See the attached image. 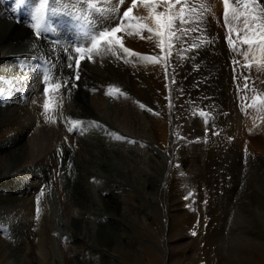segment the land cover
Wrapping results in <instances>:
<instances>
[{
  "label": "bare ground",
  "instance_id": "6f19581e",
  "mask_svg": "<svg viewBox=\"0 0 264 264\" xmlns=\"http://www.w3.org/2000/svg\"><path fill=\"white\" fill-rule=\"evenodd\" d=\"M119 1L98 0L97 4L103 9L115 8V11L110 14L103 12L101 15L95 12L90 13L95 22L96 31L114 26L120 13L127 8L131 0H124L125 6L118 7ZM36 2L37 0H23V3H21V0H0V264H9V261L5 259V244L3 243L5 234L10 238L7 240L11 244L14 243L13 251L21 257V264H46L52 261L45 249V243L48 241L47 238L53 226L51 214L49 215L50 209L45 206V211L42 210L45 214L40 216L37 214L38 211L36 212L37 215L33 211L36 207L35 199L38 198L40 201L44 199L42 197L40 199L39 195L41 186L48 185L49 181H51L52 186L55 184L57 187L56 192L60 198L59 202H61L60 209L65 216V220L67 222L72 220L76 224L78 217L71 216V214L76 213L74 211L76 209H73V207L72 210L70 209L72 203H68L64 193L60 190V169L55 160L56 156L71 161L69 170L71 181H73L72 176L76 172L75 195L78 192L75 196L76 206L79 207L78 209L84 210V213L80 214L83 217L78 220V223L88 228L82 230L80 234H75V232L70 234L68 231L64 234L67 238L61 235L60 239L63 241L61 250H64L65 253L63 264H73V257L78 255L74 246L82 248V254L79 256L82 257L83 264H116L114 262L118 261L120 257L126 258L128 252L132 251L135 244H137L135 238L128 234L131 225L135 224L130 214L143 213L145 211L144 204L150 205L151 203L144 196L146 190L143 188L144 186L140 188L133 178L131 180L133 183L130 179L126 180V175L122 176V174H125L124 171L117 170L113 165L126 167L130 163L134 164L136 169H132L130 173L135 178L139 175L136 170L146 163V160H151V162L157 164L159 157V148H157L159 143L157 141L161 139V136L165 137L164 132L167 133L168 128L173 129L176 126L175 115L177 112L171 109L172 111L168 112L170 113L168 115L169 125L162 124L160 119L161 99L159 96L160 62L158 61L160 59L157 61L158 57L154 54L155 63L150 59H144L146 55H142L137 61L140 67L135 72L139 73L136 75L139 83L136 104L138 105L139 101H141V104L133 107L136 99L124 87V84L128 85L129 83L127 76L130 74L129 63L132 58L127 60L129 53H124L123 49L114 42L103 43L99 47V51L94 53L93 61H83L79 69L80 79L78 82H73L74 73L72 68H69L71 62L67 53V43L62 41L66 31L71 30L70 24L62 16H57L53 21V33L61 39L59 45L48 43L42 38L35 39L33 31L37 30V25L30 22V12L28 10H31ZM82 3L87 2L86 0H51V6L59 11L84 8ZM259 3H262L264 8V0H259ZM121 8L122 10L119 12ZM183 8L185 10L187 8L188 11L198 16L204 13L205 17L203 19L206 20H201L202 24H211L210 26H212L211 29L210 27H203L207 30V34L212 36V45H207V49L204 48L200 52L205 59H208L205 67H201V70L213 75L215 70L209 68L218 59H220L219 65H224L226 68L227 64L228 68H231V66L233 68L236 57L229 52L225 40L222 42L218 32L220 30V20L225 19L220 16L218 1L199 0L196 4L184 3ZM255 8L258 19L255 22L249 20L251 31L247 33L245 32L243 15L245 9L242 3H237L234 0L232 8L226 16L228 18L232 13L238 16V32L241 40L245 35L251 36L250 33H255L258 29L257 25L262 22L261 11L258 10L256 5ZM164 11H167V9L162 3L153 9L151 4L139 2L131 14L132 19L123 22V29L117 35L122 40L124 47L140 49L137 39H140L138 38L140 33L146 31L139 29L136 25L129 27L135 16L140 19L138 24L155 29L153 12ZM189 20L191 26H194L195 18ZM207 20L210 22H207ZM196 23L199 24L198 21ZM57 27H62L64 32L58 33ZM203 28L200 29L205 32ZM148 41L157 46L160 38L153 34ZM39 63L46 65L52 71L53 78L51 80H54V85H62L59 89H52L50 106L47 110L44 108L43 87L40 84L41 72L37 69ZM216 79H223L224 82H228L227 75ZM262 79H264L263 76L260 80L262 81ZM219 80L218 82H221ZM190 81L191 79L185 81L187 86L190 85ZM144 85H146V88L140 89ZM106 98L109 103L106 102ZM141 105L144 107H141ZM147 106L150 107L152 112L150 127L147 128L151 131L150 137L145 136L143 133L146 126H140L139 124L140 120L144 122L145 114L143 111L147 110ZM73 121H79L80 123L74 126ZM229 121H231L230 126L232 127H235L233 126L234 123L239 122L238 119L231 118L227 122ZM188 123H192L191 120ZM237 128L239 129V127ZM138 130L141 131L138 132ZM232 134L234 135V133ZM117 136L123 137V139L118 140L116 139ZM175 143L170 141L169 144L173 154ZM147 146L151 148L150 154L142 151ZM7 154L10 156L8 160L5 157ZM243 165L242 161L236 172L239 173V176H243L244 173L248 197L253 198L254 181L257 179L249 173L250 168L245 171ZM110 170L111 172L117 170V175H120L119 177L123 181L110 180L108 178ZM128 173L126 172V174ZM141 175L147 176V173ZM164 176L166 178L164 182L169 185L171 175L166 174ZM235 182L241 186V184H245V179H242V181L236 179ZM122 191H127V193L124 194ZM129 191L136 192L137 197L132 196ZM96 196L101 197V199H96ZM178 209L175 210L174 208L175 212ZM167 210L169 213L174 212L172 209ZM91 215L94 216L95 220L86 219ZM173 217H176L178 221L177 216L173 215ZM221 218L217 219L216 226L218 227L214 232H198L197 243L203 245V252L200 255H196V248L186 242L188 241L186 240L187 230L192 225L189 226L190 220L185 218L182 220V222L184 221L183 224L179 221V225L183 228V238L178 236L171 241V249L168 252L169 264H172L176 259H181L178 264H197L199 260H204L209 264L213 261V256L219 260V264H226L224 258L231 261L229 264H250L249 262L252 259L249 258L252 256L245 254L236 258H228L222 253L225 248L224 244L221 243L222 238L219 236L227 228V224L223 223L224 220ZM171 222L176 221L172 218ZM108 223L113 226L114 232L107 231L106 224ZM81 229L83 228L81 227ZM87 231L90 237L85 234ZM89 238L90 240L87 241L86 239ZM183 244H188L189 247L186 251H191L188 257L180 258L174 255V252L175 250L179 251V247ZM83 248L87 251L86 253ZM136 248H138L137 245ZM212 248L216 249V255H213ZM125 252L126 256L123 255ZM134 252L128 255L129 259L133 258L135 260L139 254H142ZM181 254L185 255L186 252L184 251ZM223 256L225 257L223 258Z\"/></svg>",
  "mask_w": 264,
  "mask_h": 264
},
{
  "label": "rangeland",
  "instance_id": "374dc122",
  "mask_svg": "<svg viewBox=\"0 0 264 264\" xmlns=\"http://www.w3.org/2000/svg\"><path fill=\"white\" fill-rule=\"evenodd\" d=\"M119 3L118 6L120 7ZM121 5L125 6L124 3ZM178 7L175 8L173 6L170 11L178 15L180 9L184 7V3L178 5ZM121 10L122 8L119 12ZM192 13L186 8L184 13L186 22L181 24L178 19L174 22L173 34L171 38L168 35L163 37L164 44L162 48L158 45L154 46L148 41L149 34L147 31L140 33L138 36L140 39H137V41H139L140 49L128 48L134 53H140V56H133L130 52L127 59L130 60L132 58L129 63L130 74L127 76L129 83L128 85L124 84L129 94L135 97L134 99L137 98V93L139 94V83L136 77L139 73L135 72L138 71L140 64L137 61L142 55L154 57V54L158 57L157 61L160 59L158 61L160 62L159 96L161 99L160 119L162 124L165 126L166 124L169 125L168 115L170 113L168 112L176 110L178 114L176 113L175 115L176 126L173 129L168 128L167 133L166 131L164 132L165 137L161 136L159 141L156 140L159 143L157 145V148H159L157 164H154L151 160H146V163L136 170L139 175L135 178L130 173L132 169H136L134 164L130 163L131 166L126 167L113 165L117 170L124 171L125 174H121L122 176L126 175V180L130 179L131 181L133 178L137 181L136 183L139 184L140 188L144 186L143 188L146 189L144 196L151 203L150 205L144 204L145 211L143 213L130 214L135 224L131 225L128 234L135 238L137 244H135L132 251L128 252V255L133 251L142 254H139L138 258L134 260L133 258L129 259L125 252L123 255L126 258L120 257L118 261L114 262L116 264H169L168 252L171 249V241L178 236L183 238V228L178 222L180 221L183 224L184 221L182 222V220L185 218L190 220L189 226L192 224L191 228L187 230L186 240L188 241L186 242L196 248V255H200L203 252V245L197 243L198 232H214L216 227H218L216 226L217 219L221 217L224 220L223 223L227 224V228L219 236L222 238L221 243L224 244L225 248L222 253L228 258H236L246 254L252 256L249 258L252 259L249 262L250 264L264 263V79H262L263 83L260 80L262 76L264 77V55L261 54L259 47H257L258 44L251 46L241 45L234 49L227 47L229 52L236 57L233 68L232 66L228 68L227 64L226 68L224 65H219L220 59H218L209 68L215 70L213 75L207 74L204 70H201V67H205L208 59H205L200 52L207 45H212V36L207 34V30L203 28L206 26L205 28L210 27L211 29L212 26L207 23L210 22L208 20L205 23L209 25L202 24L201 20H206L203 19L205 17L204 13L200 16ZM136 17L133 18V22L129 24V27H134V25L138 24L140 19ZM193 17L195 18V23L194 26H191L189 19H194ZM225 19L229 23L237 21L234 15ZM224 20H220V30L218 31L222 42L225 40V33L222 32V22ZM196 21L199 22L198 25ZM200 28H203L205 32ZM255 33L258 34V29H256ZM250 35L252 34L250 33ZM238 37L241 39L240 36H237V39H239ZM215 40L217 41V39ZM225 45L227 46V44ZM241 49H245L248 54L246 57L245 53L243 54L245 51ZM258 53L261 55H258ZM201 63L203 64L201 65ZM224 75L228 76V82H224L223 79H216ZM190 79V85L187 86L185 81ZM218 80L221 82H218ZM134 83L135 85H133ZM145 88L146 85L140 87V89ZM136 101L137 99L134 100L133 107L141 104V101L138 100L139 103L137 105ZM106 102L109 103L108 100ZM175 107L176 109H174ZM149 109L150 107L147 106V110L143 111L145 114L144 122L141 120L139 122L140 126H146L143 129V133L148 137L151 136V131L147 128L150 127L152 115L151 109ZM230 118L238 119L239 122L233 125L235 127L230 126L232 120L227 122ZM190 120L192 123H188ZM184 125L186 128H184ZM193 129L195 130L193 131ZM170 141L176 142L174 154L169 148ZM150 149L147 146L142 151L150 154ZM5 157L8 160L10 156L7 154ZM55 160L60 169V190L64 193L68 203H72L70 209L72 210V207L76 209L74 211H76L77 215L74 213L71 216L78 217V219L76 218V224L72 220H69L70 223L65 220V216L60 209L61 202H59L60 198L57 195L55 184L52 186L51 181H49L48 185L41 186L39 195L40 199L41 197L44 199H41V201L38 198L35 199L36 207L33 211L34 214L38 211L37 214L40 216L45 214L42 210L45 211L46 207H49V215L51 214L53 223L52 231H50L47 238L48 241L45 243V249L48 251L52 261L46 264H63L65 253L63 252L64 250H61L63 247V241L60 239L61 235L66 234L68 231L70 234L74 232L75 234H80L82 230L88 229L84 227L85 225L78 223V220L83 217L80 214L84 213V210L78 209L79 207L76 206L75 196L78 192L75 195V181L77 176L75 172L72 176L73 181L69 178L71 161L62 159L61 156H56ZM242 161L244 163L243 169L246 171L250 168L249 173L257 179L254 181L253 198L248 197L244 173L243 176H239V173L236 172ZM124 168L127 173L129 172V175L126 174ZM117 170H112V172L110 170L108 178L110 180L116 179L118 182L123 181L119 177L120 175H117ZM144 173H147V176L141 175ZM166 174L168 176L171 175L169 185L164 182L166 180L164 175ZM236 179H241V181L245 179V184H241V186L238 183L236 184ZM124 182L126 181L124 180ZM122 193L125 194L127 191H122ZM129 193L134 197L138 195L134 191H129ZM96 199L100 200L101 197L96 196ZM218 200L220 201L218 202ZM214 201H217V204ZM174 208L175 210L176 208L179 209L175 212ZM167 209H172L174 212L169 213ZM173 215L178 217V221ZM184 216L185 218L183 219ZM172 218L175 219V224L171 222ZM86 219L95 220L92 215ZM106 226L107 231L112 233L113 226L109 223ZM170 231L172 232L170 233ZM193 233H196V235H193ZM85 234L88 236V231ZM62 237L67 238L65 235ZM7 239L9 240L10 238L5 234L3 236L6 252L5 259L9 261V264H21V257L13 251L14 243L11 244ZM86 240L88 241L90 238ZM136 245L138 248H136ZM188 247V244L181 245L179 251L175 250L174 255L180 258L188 257L191 251H186ZM74 249L78 255L73 257V264H83L82 257L79 256L82 254V248L74 246ZM184 251L186 254L182 255L181 253ZM212 251L213 255H216V249L212 248ZM180 260L176 259L172 264H178ZM224 260L226 264L231 262L227 258H224ZM218 261L213 256V261L209 264H219ZM199 263L208 264L204 260H199L197 264Z\"/></svg>",
  "mask_w": 264,
  "mask_h": 264
},
{
  "label": "snow or ice",
  "instance_id": "6c2138e0",
  "mask_svg": "<svg viewBox=\"0 0 264 264\" xmlns=\"http://www.w3.org/2000/svg\"><path fill=\"white\" fill-rule=\"evenodd\" d=\"M47 2V0H45ZM89 7L92 9H95L97 11L105 12L106 14H110L111 12L115 11V8L111 9H96V4L98 0H86ZM120 2L123 4L124 0H120ZM145 3H150L153 7V9L156 8L157 5L160 3H163L166 6V9L168 11L164 12H153V19L155 21L156 28L153 29L152 27H148L147 25L137 24L136 27L143 31H147L149 33L148 39L152 38V35L154 34L156 37H160V41L158 46L163 47L164 40L163 37L165 35H168L169 38H171L173 34V28H174V22L178 19L181 24H184L186 22V17L184 15L185 9L181 8L180 13L177 15L176 13H172L170 9L174 6V4H181L183 0H144ZM237 3H242L245 9L244 12V23H245V32L251 31V24L249 23V20L252 22L257 21L258 17L255 14L256 8L255 5L257 4L258 0H236ZM21 3H23V0H21ZM136 5V0H133V7ZM225 5V16H227L228 8H229V0H224ZM250 5L252 6L250 8ZM132 8L129 7L127 10H125L122 13L123 19L131 20L132 16ZM261 18L262 22L257 25L258 28V34L252 33L251 36L245 35L243 38V44L245 45H253L258 44V47L261 51V54L264 55V8L261 9ZM43 21V14L42 12L37 15V32L39 33L42 30L46 31V28H44L43 24L41 23ZM122 22L119 26H113L110 29H104L101 31H98L96 34L92 35L90 37L89 43L91 44L90 48H82V47H76L75 52L77 54H82L85 51L87 52H98L99 51V45L101 43H115L118 44L124 51V53H130V50L126 47H124L122 40L117 36L118 33L122 31ZM239 36V32L237 33ZM231 43V41H229ZM171 46V45H169ZM133 55H136L135 53H131ZM245 56H247V53H245ZM144 59H150L153 63L156 62L155 57H148L145 56ZM81 63V60L79 57L75 59V66H76V75H74L73 79H79L78 72H79V65ZM69 68H72V65H69ZM75 86V85H73ZM62 87L61 84H55V85H46L44 89V93L47 96L53 88L59 89ZM50 104L49 102H45L44 108L47 110L49 108ZM141 107H144L141 105ZM203 115V113H201ZM73 125H78L79 121H73ZM71 130V129H70ZM116 139L122 140L123 137L117 136ZM193 235H196V233H193Z\"/></svg>",
  "mask_w": 264,
  "mask_h": 264
}]
</instances>
